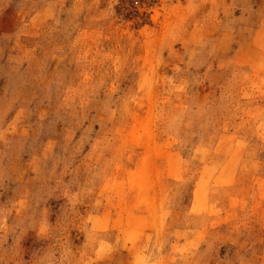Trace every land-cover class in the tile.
I'll return each instance as SVG.
<instances>
[{
	"label": "rangeland",
	"instance_id": "rangeland-1",
	"mask_svg": "<svg viewBox=\"0 0 264 264\" xmlns=\"http://www.w3.org/2000/svg\"><path fill=\"white\" fill-rule=\"evenodd\" d=\"M0 264H264V0H0Z\"/></svg>",
	"mask_w": 264,
	"mask_h": 264
},
{
	"label": "crops",
	"instance_id": "crops-1",
	"mask_svg": "<svg viewBox=\"0 0 264 264\" xmlns=\"http://www.w3.org/2000/svg\"><path fill=\"white\" fill-rule=\"evenodd\" d=\"M192 232H195V230L194 231H192ZM186 243H188V242H186ZM186 243L184 242V243H182V245L181 246H184V245H186Z\"/></svg>",
	"mask_w": 264,
	"mask_h": 264
}]
</instances>
